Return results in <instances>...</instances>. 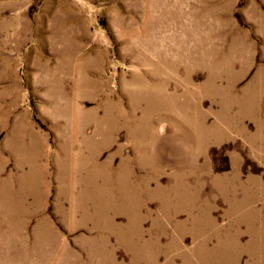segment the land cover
Instances as JSON below:
<instances>
[{"label": "rangeland", "instance_id": "374dc122", "mask_svg": "<svg viewBox=\"0 0 264 264\" xmlns=\"http://www.w3.org/2000/svg\"><path fill=\"white\" fill-rule=\"evenodd\" d=\"M0 264H264V0H0Z\"/></svg>", "mask_w": 264, "mask_h": 264}, {"label": "bare ground", "instance_id": "6f19581e", "mask_svg": "<svg viewBox=\"0 0 264 264\" xmlns=\"http://www.w3.org/2000/svg\"><path fill=\"white\" fill-rule=\"evenodd\" d=\"M4 122V121H3Z\"/></svg>", "mask_w": 264, "mask_h": 264}]
</instances>
